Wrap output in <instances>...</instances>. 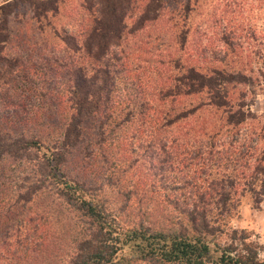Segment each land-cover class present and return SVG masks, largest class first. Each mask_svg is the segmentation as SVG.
Instances as JSON below:
<instances>
[{"label": "trees", "instance_id": "16d2710c", "mask_svg": "<svg viewBox=\"0 0 264 264\" xmlns=\"http://www.w3.org/2000/svg\"><path fill=\"white\" fill-rule=\"evenodd\" d=\"M23 1L29 3L32 24L24 25L17 44L8 24L17 2L0 3V264H264L258 245L241 230L232 228L227 243L212 240L226 233L227 220L235 213V187L264 178V151L252 164L239 162L246 149L225 147L226 128L208 133L203 116L194 115L208 104L222 110L218 126L222 119L237 125L247 118L227 111L222 84L235 74L217 68L202 73L181 62L178 50L185 47L189 30L188 1ZM128 18L133 19L129 28ZM157 21L176 44L172 52L159 53L171 69L148 101L116 97V73L124 68L120 60L132 53L127 36ZM141 89L137 83L133 94ZM183 96L188 98L186 108ZM149 102L160 104L147 117L164 134L152 136L150 144H168L172 162L179 169L194 164V174L174 182L184 193L167 199L182 216L152 209L143 213L149 222L131 224L119 218L121 207L129 205L127 196H121L122 206H107L87 194L82 178L111 126L121 127L124 140L126 124L143 105L149 109ZM87 118L94 121L90 128L82 124ZM210 126L213 130L217 124ZM236 135L235 130L233 141ZM64 162L72 166L68 169ZM25 183L29 185L22 193ZM39 195L46 196L52 212L37 206ZM263 197L261 186L253 202Z\"/></svg>", "mask_w": 264, "mask_h": 264}, {"label": "rangeland", "instance_id": "374dc122", "mask_svg": "<svg viewBox=\"0 0 264 264\" xmlns=\"http://www.w3.org/2000/svg\"><path fill=\"white\" fill-rule=\"evenodd\" d=\"M5 1L8 0H0V3ZM15 1L17 2L13 9L15 14L8 19L9 31L15 33V37L12 38L13 44H17L25 29L24 25L32 24L29 18L31 15L29 3L23 0ZM180 1L184 0H170V4H178ZM187 1L191 11L186 44L183 49L178 50V54H181V62L192 65L202 73H210L209 69L217 68L224 74H235L233 79L222 84L228 94L226 96L229 103L227 111L241 112L247 118L237 125L226 124L222 119L221 125L218 126L220 122L216 121V118L222 114V110L208 104H205L201 110L198 109L194 115L200 120L203 116L202 122L208 133L226 128L223 136V140L227 142L224 144L225 147L236 148L235 150L246 149L247 152L245 151L244 157L239 159V162L246 160V165L252 164L254 157L259 156L262 150L264 151V0ZM175 14H178V11H175ZM132 21L131 18L126 19L128 28L132 25ZM162 26L164 27V24L157 21L153 26L147 25L136 29L133 34L127 36L131 38L128 41L131 45L128 50L132 49V53L120 60L124 68L116 73V97L132 98L139 102L148 101V95L152 96L154 86H160L161 79H164V74L169 72L171 67L166 63V57L159 55L165 50L172 52L176 48L172 39L173 35L167 34L165 30L164 32L159 30L160 27L163 28ZM155 34H159V37ZM134 45L141 46L140 50L138 47L136 51ZM10 54L13 55L15 52ZM173 70L170 71L173 72ZM137 83H140L143 89L138 94H133ZM109 96L112 98V94ZM182 99L183 108H186L188 98L183 96ZM159 106L160 104L150 105L149 102L150 108L146 109V105H143L141 111L134 114L126 124L124 132L128 134L122 141H120L121 127L111 126L113 130H110L107 136L105 134L104 140L102 138L105 144L102 143L101 147L95 150L97 154L89 159L91 163L88 173L82 178V181L87 184L83 188L88 192L87 194L105 202L107 206L115 208L119 204L122 206L119 201L121 196L129 198V205L123 206L124 209L121 207L119 214V218L126 223L149 222V218L143 213L147 210L152 212V209L180 213L182 216L180 209L175 211L173 204L171 205L167 199L183 192L173 187L174 182L194 174L192 171L194 164L186 165L185 169L182 167L179 169L176 161L172 162L171 147H168V144L164 146H160L158 142L150 144L152 136L162 138L164 135L154 130L153 124L149 123L147 117L155 111L151 108L157 109ZM143 116L145 117L142 120ZM93 122L92 118H87L82 124L90 128ZM210 122L217 124L215 129L211 130ZM235 130L237 131L236 141H233ZM256 132L260 133L262 138L256 137ZM84 135L86 137V134ZM122 144L125 147L121 149L119 146ZM9 164V166L12 165ZM64 166L69 169L72 162H64ZM7 167L8 163L3 166V169L7 170ZM60 168L63 169V166L61 165ZM246 170L247 174L249 170ZM198 175L204 176L202 173ZM70 176L73 174L71 173ZM257 178L258 180L253 179L245 188L240 189L239 185L235 187L239 199L235 213L227 220L226 233L212 240L219 244L227 243L232 228L241 230V234L247 236V240L258 245V257L264 263V197L257 204L253 202V197L259 188L261 186L264 188V181H262L264 178L261 176ZM79 179L81 180V177ZM29 183H25L19 189L20 192L25 193ZM58 187L60 186L55 188ZM249 188L251 190H248ZM187 191L186 189V193ZM52 194L56 193L52 191ZM36 195L35 193L32 196ZM39 196L37 206L52 212L47 209L46 196ZM32 200L25 205H32ZM53 204H56V200ZM53 204L49 203L54 211ZM235 235L238 236L239 232Z\"/></svg>", "mask_w": 264, "mask_h": 264}]
</instances>
